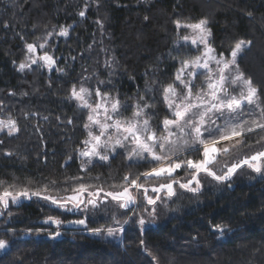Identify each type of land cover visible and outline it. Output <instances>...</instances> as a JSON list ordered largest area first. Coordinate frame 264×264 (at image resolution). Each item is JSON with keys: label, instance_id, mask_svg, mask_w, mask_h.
<instances>
[{"label": "trees", "instance_id": "obj_1", "mask_svg": "<svg viewBox=\"0 0 264 264\" xmlns=\"http://www.w3.org/2000/svg\"><path fill=\"white\" fill-rule=\"evenodd\" d=\"M202 19L218 54L228 57L236 42L251 41L237 63L264 98V0H0V120L11 118L20 128L13 136L0 132L3 186L37 190L48 185L52 194L66 196L70 193L64 190L74 186L67 178L80 176L86 184L116 190L110 186L119 185L126 173L155 166L116 154L82 171L75 152L86 136L85 115L68 99L69 92L85 74L90 84L104 81L99 88L127 105L144 97L150 118L159 124L168 115L163 86L172 83L180 67L174 58L196 53L177 42L175 22ZM62 27L69 28L68 35L54 37V53L63 72L38 66L20 72L26 44ZM262 135L247 137L245 147L218 161L230 167L252 155L260 150L256 141ZM187 156L200 158L198 152ZM200 180L198 192L177 188L174 197L157 203L152 216L142 199L129 210L106 202L76 212L36 197L10 203L0 215V239L8 241L0 264H264V174L245 165L229 181L204 174ZM48 216L63 221L60 238L25 232L55 229L38 223ZM141 217L144 226L137 222ZM114 218L128 223L111 237L105 230L118 227ZM79 219L86 224L71 223ZM214 225L227 228L221 234Z\"/></svg>", "mask_w": 264, "mask_h": 264}, {"label": "snow or ice", "instance_id": "obj_2", "mask_svg": "<svg viewBox=\"0 0 264 264\" xmlns=\"http://www.w3.org/2000/svg\"><path fill=\"white\" fill-rule=\"evenodd\" d=\"M79 15L84 16L85 12L81 11ZM175 24L177 29L181 27L192 29L194 35H186L180 39L186 44L190 42L197 49L203 46V51L195 57L174 58L178 59L180 67L176 69L172 83L163 86L161 93L172 118L165 116L157 129H153L149 119L141 121V118L147 115L146 110L151 107L147 103H142L144 97H140L133 105L131 118L123 119L120 118L122 110L128 105L118 97L103 92L99 87L93 92L85 87L83 82L79 87L74 84L68 97L76 102L79 110H86L88 113L84 124L87 138L82 141L84 148L78 151V157L82 158V171L87 170L88 166L96 161L108 162L118 149L126 150V159L129 162L136 164L143 162L155 166L135 175L131 172L126 173L119 185L110 186L116 190H105L103 186L86 184L83 182L84 178L80 176L69 177L67 180L74 186L64 190L70 193L66 196L52 194L48 185L32 190L29 187L17 188L15 185L4 187V182L0 181V207L6 210L10 203L15 205L22 199L36 197L67 211L87 210L89 207L95 209L106 202H115L118 208L129 210L138 206V199H142L146 202L144 210L148 211V207H151L152 211L148 212V215L152 216L157 203L165 196L169 199L174 197L177 188L198 192L202 186L201 174L210 176L217 182H226L245 165L256 173L264 174V135L256 141V144L261 146L260 150L233 162L222 175H218L213 167L218 156L228 155L233 150L243 148L247 137L264 133V104L260 101L259 89L254 86L251 78L245 77L237 63L238 55L251 46V41L236 42L231 50V58L226 59L223 53L217 55L216 50L210 45L211 30L207 27L206 20H200L195 24H181L176 21ZM5 26L7 27V24ZM58 34L67 36L68 31L61 28ZM51 35L53 33H47L43 43L26 44L27 52L31 55L28 56L27 62L19 64V71L40 64L41 61L43 62L40 64L41 67L52 69L55 66L56 59L47 51L40 56L34 55L37 47L45 49L47 37ZM213 63L215 68L211 66ZM57 71L63 72V69L58 68ZM201 75H205L202 83L206 84L207 88L195 91L196 80ZM99 84H104V81H99ZM230 87H239V94L232 95ZM93 95L97 98L95 103L91 102ZM246 105L254 106L255 109L249 113L252 117L249 120L242 119V111ZM27 116L25 113V117ZM220 121L222 123H219ZM68 123H72V120L69 119ZM5 130L9 136H13L19 133L20 128L17 121L9 118L0 120V132ZM158 131H162L163 134L158 135ZM129 145L131 150L127 151ZM190 152H198L200 158L188 157L187 154ZM182 154L185 156L184 159H181ZM5 155L11 156L12 153L7 152ZM68 159L71 160L72 157ZM181 169L190 171L191 178L177 177L176 173ZM50 184L55 185L56 181H51ZM114 222L118 227L106 228L109 236L123 232L124 224L128 223L127 220L121 223L115 218ZM137 222L141 226L146 223L143 217ZM44 223L59 226L63 221L48 216ZM71 223L85 225L86 220L79 219ZM213 228L223 234L227 225H214ZM31 231L28 230L29 233ZM36 231L39 232L40 229ZM93 231L100 232V229ZM60 234L59 231L50 233L52 237ZM140 243L143 245V240ZM7 247L8 241L0 239V249ZM152 258L156 260L155 256Z\"/></svg>", "mask_w": 264, "mask_h": 264}, {"label": "rangeland", "instance_id": "obj_3", "mask_svg": "<svg viewBox=\"0 0 264 264\" xmlns=\"http://www.w3.org/2000/svg\"><path fill=\"white\" fill-rule=\"evenodd\" d=\"M85 16V15H84ZM84 16H82V17H84ZM202 20H205V19H202ZM200 20H198V21H193V22H181V24H195V23H198ZM207 21V20H206ZM207 27H208V21H207ZM62 28H65V29H67V31L69 30V28L68 27H62ZM209 28V27H208ZM61 31V28H59V29H57V30H51L50 32L51 33H53V35H51V36H48L47 37V40H48V43L46 44V46H45V49H40L39 47H37V50H36V53L34 54L35 56H40V55H43V53H44V51H47L50 55H52L55 59H56V65L52 68V69H55V70H57L58 68H60V66H59V64H58V60H59V58L60 57H58V56H56L55 55V50H56V48H57V40L56 39H54V37L55 36H61V35H59L58 33ZM177 42L179 43V44H183V45H186V46H188V47H191V48H193L194 49V51L196 52L195 53V55L193 56V57H195V56H198V55H200V52L201 51H203V46H201L200 47V49H197L195 46H193V45H191V43L189 42V43H185L182 39H180L181 37H183V36H186V35H188V36H192V35H194V33H193V30L192 29H189V28H183V27H181V28H179V29H177ZM49 33V32H48ZM46 35H47V32L45 33ZM45 34H42L41 36H38L37 38H40L39 40H36L35 41V43H37V44H39V43H43V38L46 36ZM209 43H210V45L212 46V43H211V37H210V39H209ZM213 47V46H212ZM217 55H219L218 53H216ZM29 55H31V54H29L28 52H27V48H26V55H25V58H24V61H22V62H27V58H28V56ZM239 56V55H238ZM226 59H230L231 58V53H230V55L228 56V57H226V56H224ZM238 58V57H237ZM43 62L41 61L40 62V64H42ZM40 64H35V65H32L31 66V68L33 67V66H38V67H41L40 66ZM213 68H215V64L213 63L212 65H211ZM18 67H19V65H18ZM31 68H26V69H24V70H27V69H31ZM42 68H44V69H46V70H51V69H49V68H47V67H42ZM23 70V71H24ZM23 71H20V72H23ZM58 73H60V71H57ZM87 76L84 74V76L81 78V80L78 82V83H76L75 85H77V87H79V85L83 82V84H84V86L85 87H87V88H89L90 90H93V92H94V90L97 88V87H99V84H98V82H97V84H90V82L87 80V79H84V78H86ZM246 77V76H245ZM247 78V77H246ZM204 79H205V75H201V76H199L198 78H197V80H196V89H195V91H199V90H201L202 88L203 89H206L207 88V85L206 84H204V83H202L203 81H204ZM254 86H256L255 84H254ZM257 87V86H256ZM258 88V87H257ZM103 89V88H102ZM101 89V90H102ZM259 89V88H258ZM103 92H107V91H104V90H102ZM178 91H179V88H178ZM229 91H230V93L232 94V95H238L239 94V92H240V88L239 87H230L229 88ZM109 93V92H108ZM69 94H70V92H69ZM110 94L113 96V97H117L115 94H112L111 92H110ZM259 96H260V101H261V103L262 104H264V98H263V96H262V94L260 93V90H259ZM96 97H95V95H93L92 96V98H91V102H93V103H95V101H96ZM71 101H73L75 104H76V102L74 101V100H71ZM137 102V101H136ZM135 102V103H136ZM125 103V102H124ZM135 103H133V104H131V105H129L128 104V107L126 108V109H124V110H122V113H121V119H123V118H125V117H127V118H131V115H132V112H133V110H134V108H133V105L135 104ZM163 104H164V102H163ZM164 106H165V104H164ZM165 108H166V106H165ZM255 109H254V106H245L244 108H243V111H242V119H245V120H249V119H251L252 117L249 115V113H251V112H253ZM258 111V110H257ZM84 112V115H85V123H86V121H87V115H88V113H87V111L85 110V111H83ZM168 112V111H167ZM146 113H147V115L145 116V117H142L141 118V121L143 120V119H149V121H150V124H151V126L153 127V129H157L158 127H159V125H160V123L159 124H155L154 122H153V120H152V118H150V116H149V113H151V112H149V109H147L146 110ZM169 118H172L171 117V113H169L168 112V115H167ZM219 123H222V121H220ZM85 132H86V130H85ZM159 134H163L162 133V131H158V135ZM217 133H213V135H216ZM87 138V132H86V136H85V139ZM207 138V137H206ZM191 138L189 137V140H190ZM82 148H84V145L82 144V147L81 148H79L75 153H76V157L80 160V163H82V158H79L78 157V151L80 150V149H82ZM131 150V145H129V147L127 148V151H130ZM116 154H123V155H125V157H126V150L125 149H118L117 150V152L113 155V156H115ZM196 154H197V152H196ZM112 156V157H113ZM182 159V158H181ZM216 165V168H218L219 170H223V171H225V168H227V166L224 164V165H222V163L221 162H219L218 161V158H217V161H216V163L214 164V166ZM180 172H182V175L180 176H177V177H185L186 179H190L191 178V174H190V171H186L185 169H181V170H178V172L176 173V175L178 174V173H180ZM163 182V181H162ZM185 182H186V180H185ZM138 201H139V199H138ZM61 210H64V209H61ZM5 211V209H3L2 207H0V215H2V213ZM64 211H66V210H64ZM76 211H79V210H73V211H70V212H76ZM37 230V229H36ZM36 230H32L30 233H32V234H45L46 236L48 235V237H52L51 235H50V233H53V232H56V231H59L61 234L59 235V236H57V237H52V238H60L61 237V235L63 234V230H62V228H55V229H49V230H40L39 232H37ZM25 232H27V233H29L28 232V230L27 231H25ZM95 232V231H94ZM105 232H106V230H105ZM95 233H97V232H95ZM119 233V232H118ZM121 233V232H120ZM107 234V233H106ZM111 237H113V235L111 236ZM0 251H1V249H0Z\"/></svg>", "mask_w": 264, "mask_h": 264}, {"label": "water", "instance_id": "obj_4", "mask_svg": "<svg viewBox=\"0 0 264 264\" xmlns=\"http://www.w3.org/2000/svg\"><path fill=\"white\" fill-rule=\"evenodd\" d=\"M54 59H55V58H54ZM55 65H56V64H55ZM45 219H46V218L39 220L38 223L41 224V225H47V226H50V227H53V228H56V227H59V226H60V225L57 226V225H55V224H46V223H44ZM69 225H70V224H69ZM5 249H6V248H5ZM5 249H1V251H4Z\"/></svg>", "mask_w": 264, "mask_h": 264}]
</instances>
